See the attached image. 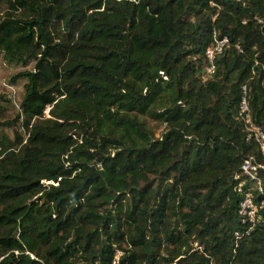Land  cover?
I'll list each match as a JSON object with an SVG mask.
<instances>
[{
  "label": "trees",
  "instance_id": "1",
  "mask_svg": "<svg viewBox=\"0 0 264 264\" xmlns=\"http://www.w3.org/2000/svg\"><path fill=\"white\" fill-rule=\"evenodd\" d=\"M0 56V264H264V0H0Z\"/></svg>",
  "mask_w": 264,
  "mask_h": 264
},
{
  "label": "built area",
  "instance_id": "2",
  "mask_svg": "<svg viewBox=\"0 0 264 264\" xmlns=\"http://www.w3.org/2000/svg\"><path fill=\"white\" fill-rule=\"evenodd\" d=\"M214 41V45L210 47L206 53L209 62L208 74H214L216 58L223 52L224 48L229 43L228 38L219 39L215 37ZM241 116L243 117L246 125H248L249 130L254 134L256 140L261 144V149L264 152V132L259 127H255V125L252 123L250 109L246 100H244L241 105ZM258 167L259 166L257 165H253L251 160H247L242 165L241 175H244L247 178L249 177L251 181H257L260 186L261 181L255 174ZM237 190L239 192H243V184H239ZM241 214L251 222H255L257 219V206L253 202L251 192H247L245 194L244 200L241 204Z\"/></svg>",
  "mask_w": 264,
  "mask_h": 264
},
{
  "label": "rangeland",
  "instance_id": "3",
  "mask_svg": "<svg viewBox=\"0 0 264 264\" xmlns=\"http://www.w3.org/2000/svg\"><path fill=\"white\" fill-rule=\"evenodd\" d=\"M32 67V65L24 67L9 64L0 56V108L4 109L3 112H5L4 118H1V120H13L19 112L26 81L16 80L14 78L20 72L30 70ZM161 130L158 131V135ZM13 131L4 130L3 134L12 136Z\"/></svg>",
  "mask_w": 264,
  "mask_h": 264
}]
</instances>
